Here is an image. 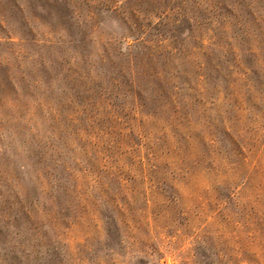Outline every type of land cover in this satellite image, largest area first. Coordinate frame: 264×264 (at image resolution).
Returning <instances> with one entry per match:
<instances>
[{
  "label": "rangeland",
  "instance_id": "rangeland-1",
  "mask_svg": "<svg viewBox=\"0 0 264 264\" xmlns=\"http://www.w3.org/2000/svg\"><path fill=\"white\" fill-rule=\"evenodd\" d=\"M33 1L0 0V264H264V0Z\"/></svg>",
  "mask_w": 264,
  "mask_h": 264
},
{
  "label": "trees",
  "instance_id": "trees-1",
  "mask_svg": "<svg viewBox=\"0 0 264 264\" xmlns=\"http://www.w3.org/2000/svg\"><path fill=\"white\" fill-rule=\"evenodd\" d=\"M58 0H43V1H33L30 3L31 9L34 13L41 15V17L45 18H51V16L54 14V5L53 2H57ZM64 5H67V0H60ZM59 14V13H57ZM61 17L63 16V13H60ZM64 18V17H63ZM63 20V19H62Z\"/></svg>",
  "mask_w": 264,
  "mask_h": 264
}]
</instances>
